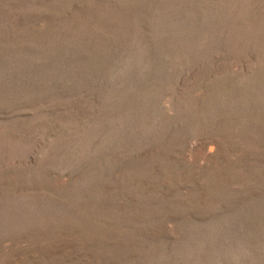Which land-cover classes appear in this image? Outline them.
<instances>
[{
	"label": "rangeland",
	"instance_id": "374dc122",
	"mask_svg": "<svg viewBox=\"0 0 264 264\" xmlns=\"http://www.w3.org/2000/svg\"><path fill=\"white\" fill-rule=\"evenodd\" d=\"M0 264H264V0H0Z\"/></svg>",
	"mask_w": 264,
	"mask_h": 264
}]
</instances>
